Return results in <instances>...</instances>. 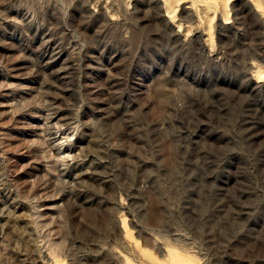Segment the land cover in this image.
Here are the masks:
<instances>
[{"label":"rangeland","instance_id":"obj_1","mask_svg":"<svg viewBox=\"0 0 264 264\" xmlns=\"http://www.w3.org/2000/svg\"><path fill=\"white\" fill-rule=\"evenodd\" d=\"M0 264H264V0H0Z\"/></svg>","mask_w":264,"mask_h":264}]
</instances>
